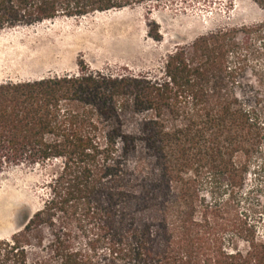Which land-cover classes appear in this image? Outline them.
<instances>
[{
	"label": "trees",
	"instance_id": "trees-1",
	"mask_svg": "<svg viewBox=\"0 0 264 264\" xmlns=\"http://www.w3.org/2000/svg\"><path fill=\"white\" fill-rule=\"evenodd\" d=\"M177 1L0 0V31ZM255 50L264 21L200 35L158 74L79 59L77 72L0 80V178L45 171L42 204L0 238V264H264L245 192L264 115L236 91Z\"/></svg>",
	"mask_w": 264,
	"mask_h": 264
},
{
	"label": "rangeland",
	"instance_id": "rangeland-1",
	"mask_svg": "<svg viewBox=\"0 0 264 264\" xmlns=\"http://www.w3.org/2000/svg\"><path fill=\"white\" fill-rule=\"evenodd\" d=\"M149 10L143 4L4 29L0 31V80L77 72L79 59L93 69L128 67L158 74L165 56L178 46L221 27L264 21V9L253 0H181ZM154 23L159 40L148 33ZM236 91L247 106L264 115V56L256 50L238 78ZM259 156L245 192H250L254 215H262V230L264 171L257 165L264 161V142ZM44 179L45 171L39 166L13 168L0 178V238L18 231L27 215L41 206Z\"/></svg>",
	"mask_w": 264,
	"mask_h": 264
},
{
	"label": "bare ground",
	"instance_id": "bare-ground-1",
	"mask_svg": "<svg viewBox=\"0 0 264 264\" xmlns=\"http://www.w3.org/2000/svg\"><path fill=\"white\" fill-rule=\"evenodd\" d=\"M100 13H103V12H100ZM50 21H53V20H49V21H45V22H50ZM44 23V22H43Z\"/></svg>",
	"mask_w": 264,
	"mask_h": 264
}]
</instances>
